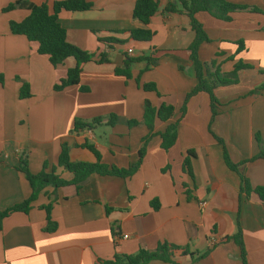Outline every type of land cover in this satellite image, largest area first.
<instances>
[{
	"label": "crops",
	"instance_id": "0c3cea01",
	"mask_svg": "<svg viewBox=\"0 0 264 264\" xmlns=\"http://www.w3.org/2000/svg\"><path fill=\"white\" fill-rule=\"evenodd\" d=\"M16 1L46 4L53 13L55 3L68 0H0V212L32 193L25 176L14 167L20 153L28 155L31 173L38 174L44 163L50 169L58 164L64 143L71 161L97 162L92 152L81 147L91 143L104 164L129 168L138 161L149 130L129 128L126 121L142 120L146 100L155 108L175 107L176 116L167 123L157 120L155 136L134 176L92 175L79 190L48 188L28 214L7 217L0 233V264H98L117 253L135 255L165 242L188 246L195 253L211 249L200 261L177 255L180 264H243L239 246L227 241L238 232V222L248 264H264V204L255 195H241L240 177L227 167L224 148L214 137L223 140L235 164L258 154L257 136L264 142V15L234 13L231 21L205 12L196 15L211 40L200 46L202 63L215 61L223 73H231L238 62L252 69L239 72L237 85L215 90L219 107L213 122L208 94L193 97L179 122L176 144L165 151L160 134L180 119L186 95L197 84L188 51L195 33L188 17L160 11L144 26L132 17L137 0H85L93 5L91 10L62 11L59 22L68 42L89 53H105L110 62L85 64L80 85L56 92L54 86L76 67V61L71 58L53 67L48 56L38 53L37 43L12 34L10 23L30 14L25 9L4 12ZM154 1L164 8L177 0ZM227 1L264 12V0ZM136 29L151 30L152 41H128L112 49L102 42L106 37L127 40V32ZM239 42L244 45L240 53ZM124 53L132 58L153 55L159 63L145 73H141L145 63L133 64V78L126 81L114 72ZM137 78L141 84L154 83L157 92H145ZM24 83L29 84L31 96L20 99ZM80 87L90 91L83 93ZM111 114L122 119L114 127L72 131L76 119ZM190 150L196 152L191 159L193 176L183 165ZM241 171L252 187H264V160L246 164ZM57 173L67 180L72 177L62 169ZM51 201L58 229L48 234L43 231L47 216L42 206Z\"/></svg>",
	"mask_w": 264,
	"mask_h": 264
},
{
	"label": "trees",
	"instance_id": "16d2710c",
	"mask_svg": "<svg viewBox=\"0 0 264 264\" xmlns=\"http://www.w3.org/2000/svg\"><path fill=\"white\" fill-rule=\"evenodd\" d=\"M93 5L85 0H68L64 2H57L54 5L53 13H50L46 4L34 5L29 1H16L10 4L4 12H9L14 9H25L30 12L29 16L21 22H11L10 31L14 35L25 36L29 42L38 44V53L40 55L48 56L49 62L53 67L63 65L66 60L73 58L76 61V67L69 69L66 78L62 79L54 86V91L62 92L71 86L80 85V77L85 64L97 62L99 64L109 63L108 55L101 53L86 52L79 47L71 44L67 40V32L59 22V14L62 11L67 12H86L91 10ZM160 11L164 13L181 14L188 17L190 20V27L195 33V39L189 47L190 60L193 63L197 84L191 92L186 95L184 103L180 109L181 117L175 122L171 123L166 131L160 134L161 148L165 151L170 150L178 140V125L180 120L186 115L187 105L189 101L200 93H206L210 97L212 120L218 115L219 101L215 95V90L219 87H227L237 85L239 78L238 74L241 71L252 69L251 66L238 62L231 73H223L216 62L210 64L202 63L199 59V49L203 43H210L211 40L206 34L202 24L196 20V15L201 12L208 13L215 19L223 21H231V14L234 13H253L262 14L256 7L246 5H239L229 2L227 0H177L169 2L164 8L154 0H137L133 9V20L142 23L144 26L150 24L151 19ZM127 40H120L115 37H106L102 42L108 45L110 49L114 45H124L128 41L137 43H150L154 37V33L149 29H136L127 32ZM238 53L244 50L243 42H239ZM124 61L121 66L115 68L116 76L123 77L126 81L133 78L131 67L136 63H145V69L141 73H145L158 66L159 60L153 55L141 56L137 58L129 57L126 53L123 54ZM233 59V58H232ZM0 80H2L0 78ZM18 80H20L18 78ZM137 84L145 92H157L154 83L141 84L140 78L136 79ZM80 91L88 93V87H80ZM31 96L30 86L24 83L20 89V99H26ZM176 116V109L173 106L162 104L159 108L153 107L149 100L145 101L144 115L141 121L129 120L126 124L129 128L145 126L149 130V135L143 140V147L139 152L138 161L131 165L129 168H117L104 164L101 155L96 147L91 143H86L81 147L92 152L97 162H73L70 159L69 147L66 143L62 145L61 153L58 159V164L49 168L48 163H44L43 169L38 174H33L29 168L28 155L20 153L15 160V169L22 173L30 187L32 193L24 202L12 206L0 212V233L3 229L4 220L14 213L28 214L32 209V204L36 202L39 196L48 188L54 191L68 187L75 186L77 190L81 185L92 175L119 177L123 179L134 176L140 169L143 159L146 155V149L149 141L155 136V126L157 120L167 123L173 120ZM122 119L115 114L105 117H96L91 120L76 119L74 123L73 132L77 131H94L101 126L114 127ZM213 134V133H212ZM215 139L224 148V160L227 167L236 172L241 180L240 192L241 195L247 197L255 195L259 202L264 204V187H252L248 177L241 171V168L246 164L253 163L257 160H264V142L257 136L259 152L250 160L235 164L231 161L229 153L225 147L222 139L216 137ZM196 157V152L190 150L184 160V169L193 176L191 159ZM1 161V155H0ZM50 169V171H48ZM58 169L69 173L72 177L67 180L57 173ZM154 209L159 208L157 201L152 202ZM53 208V201L48 205L42 206L46 211V226L43 231L48 234L55 233L58 229L56 222L52 220L51 212ZM227 241H234L241 250V259L243 264H248L246 249L242 240V229L238 222V232L229 238ZM211 253V249L204 253L191 252L188 246L180 247L177 245L169 244L167 242L161 243L155 250L140 249L135 255H124L117 253L112 260L103 261L99 260L98 264H150L152 262H162L166 264H180L175 261L177 255L190 256L194 261L205 259Z\"/></svg>",
	"mask_w": 264,
	"mask_h": 264
},
{
	"label": "built area",
	"instance_id": "2783aa9c",
	"mask_svg": "<svg viewBox=\"0 0 264 264\" xmlns=\"http://www.w3.org/2000/svg\"><path fill=\"white\" fill-rule=\"evenodd\" d=\"M123 238H124V239H127L128 237H127V236H124ZM214 242H215V241H214Z\"/></svg>",
	"mask_w": 264,
	"mask_h": 264
}]
</instances>
